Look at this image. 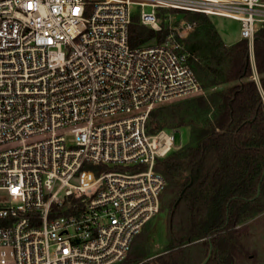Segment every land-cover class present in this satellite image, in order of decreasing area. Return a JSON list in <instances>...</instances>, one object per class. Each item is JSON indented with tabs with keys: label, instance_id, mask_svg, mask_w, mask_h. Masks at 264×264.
Masks as SVG:
<instances>
[{
	"label": "built area",
	"instance_id": "2783aa9c",
	"mask_svg": "<svg viewBox=\"0 0 264 264\" xmlns=\"http://www.w3.org/2000/svg\"><path fill=\"white\" fill-rule=\"evenodd\" d=\"M172 9L238 21L250 49L264 24V0H0V264H119L159 214L156 162L183 145L150 113L206 91L195 24L138 48L129 30Z\"/></svg>",
	"mask_w": 264,
	"mask_h": 264
},
{
	"label": "trees",
	"instance_id": "16d2710c",
	"mask_svg": "<svg viewBox=\"0 0 264 264\" xmlns=\"http://www.w3.org/2000/svg\"><path fill=\"white\" fill-rule=\"evenodd\" d=\"M169 12L195 24L179 41L206 92L150 113L149 133L186 127L189 142L155 165L167 181L161 209L168 216V244L151 258L138 235L119 264H202L208 257L205 264L249 262L255 255L245 242L258 221L248 222L264 212V24L253 41L258 85L248 40L226 45L209 16ZM129 31L132 48L162 44L171 33L167 22L154 31L137 15Z\"/></svg>",
	"mask_w": 264,
	"mask_h": 264
},
{
	"label": "rangeland",
	"instance_id": "374dc122",
	"mask_svg": "<svg viewBox=\"0 0 264 264\" xmlns=\"http://www.w3.org/2000/svg\"><path fill=\"white\" fill-rule=\"evenodd\" d=\"M182 16L183 15L179 13L166 11L162 13L161 21L163 23L169 19L170 22L176 26ZM209 18L212 20L215 27L220 29L227 41H233L240 38V24L238 21L220 16H209ZM181 100L184 99L174 100L165 105L176 103ZM189 137V129L182 127L179 129V132L176 133V142L177 144L184 146L189 142ZM167 193L168 192L166 191L162 197L163 203L169 198ZM254 220H257L258 223L253 234H251L250 238L246 240L245 246L248 252L255 255V258H252L249 262H242V260H239V264H264V212L250 220L248 223H252ZM167 228L168 216L165 212H162V209H160L159 214L147 223V230L143 229L139 234L137 243L141 244L142 250L146 252L149 257L154 258L161 255L163 247L168 244ZM8 264L14 263L10 261Z\"/></svg>",
	"mask_w": 264,
	"mask_h": 264
},
{
	"label": "crops",
	"instance_id": "0c3cea01",
	"mask_svg": "<svg viewBox=\"0 0 264 264\" xmlns=\"http://www.w3.org/2000/svg\"><path fill=\"white\" fill-rule=\"evenodd\" d=\"M222 40L224 41V43L226 45H232V44H235L237 42H239L242 38H241V34H240V38L236 39V40H233V41H227L226 38L224 37L223 33L220 31V29H217ZM250 59H251V65H252V68H253V73H254V79L255 81L258 83L259 85V77H258V74H257V71H256V66H255V59H254V53H253V47L250 49Z\"/></svg>",
	"mask_w": 264,
	"mask_h": 264
},
{
	"label": "water",
	"instance_id": "95a60500",
	"mask_svg": "<svg viewBox=\"0 0 264 264\" xmlns=\"http://www.w3.org/2000/svg\"><path fill=\"white\" fill-rule=\"evenodd\" d=\"M260 191H258V195H259ZM210 256V255H209ZM209 257L206 259V261L202 264H205L208 261Z\"/></svg>",
	"mask_w": 264,
	"mask_h": 264
}]
</instances>
